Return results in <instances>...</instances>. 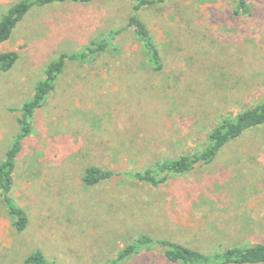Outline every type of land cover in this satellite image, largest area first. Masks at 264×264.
Listing matches in <instances>:
<instances>
[{
  "label": "rangeland",
  "instance_id": "374dc122",
  "mask_svg": "<svg viewBox=\"0 0 264 264\" xmlns=\"http://www.w3.org/2000/svg\"><path fill=\"white\" fill-rule=\"evenodd\" d=\"M18 1L0 0V18ZM248 2L250 14L237 13L235 0L138 9L131 0H93L35 5L24 15L0 44V53H18L0 69V160L49 64L118 33L116 47L68 59L36 111L13 190L29 226L15 231L0 196V264H28L35 249L57 264H105L143 234L207 253L264 243V123L162 183L128 175L203 149L218 123L264 101V0ZM133 14L150 29L161 70L148 63ZM91 165L121 173L86 186ZM119 264L174 263L156 246Z\"/></svg>",
  "mask_w": 264,
  "mask_h": 264
},
{
  "label": "trees",
  "instance_id": "16d2710c",
  "mask_svg": "<svg viewBox=\"0 0 264 264\" xmlns=\"http://www.w3.org/2000/svg\"><path fill=\"white\" fill-rule=\"evenodd\" d=\"M57 1H80L89 2L93 0H20L10 6L0 18V44L7 41L16 27L17 23L35 5H45ZM134 9H138L145 4H153L164 0H131ZM237 2L236 12L250 14L251 7L248 0H235ZM131 25L141 41L146 52L148 63L154 70H161L163 59L161 52L154 40V37L143 22L137 16L130 17ZM118 30L109 34L115 36ZM113 37L102 39L99 42H92L94 46H86L81 53L68 54L62 52L53 60L45 71V78L36 86L33 97L25 102L20 109L18 117L19 132L8 148L5 158L0 160V196L7 212L12 219V226L18 233H24L29 226V215L26 209L19 204L13 195L15 186V172L17 159L22 151L24 140L34 131L35 113L40 108L49 93L55 87L58 75L63 70L68 59L90 57L94 53H101L108 50V45L113 42ZM116 47V46H115ZM87 50V53L84 51ZM18 59L16 51L0 53V69H10ZM264 123V101L255 106L249 107L239 113L236 119H224L218 123L209 133V142L203 148L193 153L182 154L176 158H166L157 161L153 166L142 171L128 174L140 181L151 184H159L166 180L167 175L184 174L195 167L199 162L212 160L219 152L220 148L231 139L240 136L245 130ZM113 169H104L101 166L91 165L82 174V182L86 186H93L98 182L109 179L114 175L120 174ZM124 173V172H122ZM165 173L164 176H160ZM156 246L162 247L165 257L174 264H230V263H264V243H253L249 245H231L220 251L207 253L193 248L180 241L164 238H154L148 235H140L131 243L121 249L118 254L105 264H119L124 260L133 258L142 249H151ZM25 262L28 264H57L51 261L41 249H35L29 254ZM104 264V263H103Z\"/></svg>",
  "mask_w": 264,
  "mask_h": 264
}]
</instances>
